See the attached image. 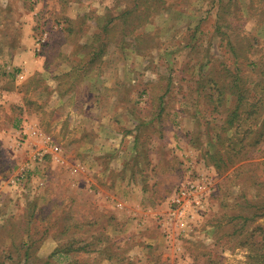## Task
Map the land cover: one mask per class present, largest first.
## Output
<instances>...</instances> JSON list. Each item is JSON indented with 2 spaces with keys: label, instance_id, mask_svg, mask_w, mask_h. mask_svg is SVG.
<instances>
[{
  "label": "rangeland",
  "instance_id": "rangeland-1",
  "mask_svg": "<svg viewBox=\"0 0 264 264\" xmlns=\"http://www.w3.org/2000/svg\"><path fill=\"white\" fill-rule=\"evenodd\" d=\"M136 3L0 0V264H23L26 249L33 264H256L264 254L242 242L264 227L253 125L242 116L223 132L203 117L202 76L192 77L209 59L228 80L238 66L251 88L264 0H164L146 21L122 16Z\"/></svg>",
  "mask_w": 264,
  "mask_h": 264
},
{
  "label": "trees",
  "instance_id": "trees-1",
  "mask_svg": "<svg viewBox=\"0 0 264 264\" xmlns=\"http://www.w3.org/2000/svg\"><path fill=\"white\" fill-rule=\"evenodd\" d=\"M134 1L137 2L136 6L129 10H125L122 13V16H131V14L135 11L136 17L140 21H146V19L148 20L149 17H151L152 12L157 10L164 3V0ZM137 10L141 11V14L138 15ZM197 28L198 25L196 26V29ZM229 44L231 49L230 53L234 56L235 59L234 63H238V59L241 56V54L239 53H241V51L236 48L234 43L229 42ZM211 61L212 60L209 59L205 60V62L200 60L197 67V73L192 74V77L196 75L202 76L201 78L193 77V80L195 81L194 83L197 84V102L201 101V109L203 113L206 114V116L203 117L212 118L213 121L221 120L222 122L219 126H217L216 124L215 125L217 127H220L223 132H228L230 129H233L235 127V124L238 121H241L242 116H246V118L250 120L251 125H253L250 126L247 131L245 130L246 134L256 135V137L253 138V143H251L250 145L252 148L250 149L248 154H257L259 152L261 156L263 155L264 157V146L258 148L259 144H264V60L259 59L257 61L253 60L251 62V66L254 65V70L256 69L255 71H257V76L252 80L250 79L251 74L248 75L249 82L252 83L250 89L244 86V82L242 81L243 76L241 75V70L238 69V66L237 72L234 74H230V77H232V79L228 80L227 78H222L221 72H217V70L214 69L215 65H212L213 67H211ZM223 71L227 73L230 72L226 68L223 69ZM169 86L167 85L165 94ZM205 87H208V89H206ZM226 94L229 98H226ZM247 95L250 96V100L245 97ZM229 99L232 100L231 103L227 101ZM159 109L161 112L164 108L160 106ZM235 137L237 136L227 138V140L232 141L235 139ZM216 140L218 142L221 141V134H217ZM244 140L245 137L240 138L238 140V144H243ZM229 149L232 152L236 153L235 155H239L241 153V148L237 151L236 147H232ZM210 155V159L214 160V162L217 163L216 165L218 167L221 164H227L226 161L228 160H225L224 155L219 153L218 151L214 150ZM255 216L256 214L250 217L237 216V218H240L242 220V223H240L239 225H241L242 227L246 224V222L254 221V218H256ZM71 225L72 227L80 228L77 222H73ZM246 235L247 236H245V240H242L243 245L250 247L249 249L256 248V251H264V227L257 225L250 232H247ZM30 244L31 245L28 246L29 248L33 246V242ZM30 258H33V255L30 253V251H28V249H26L23 264L27 262L33 264L34 262L30 261ZM253 258H255L256 264H264V254L259 255L258 252H256V256L254 255ZM47 262L48 261L46 260L43 264H46Z\"/></svg>",
  "mask_w": 264,
  "mask_h": 264
}]
</instances>
